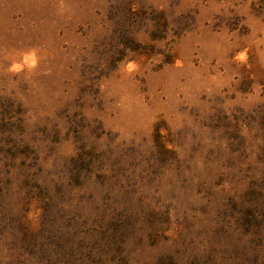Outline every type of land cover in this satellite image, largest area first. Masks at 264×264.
I'll list each match as a JSON object with an SVG mask.
<instances>
[{"label": "rangeland", "instance_id": "rangeland-1", "mask_svg": "<svg viewBox=\"0 0 264 264\" xmlns=\"http://www.w3.org/2000/svg\"><path fill=\"white\" fill-rule=\"evenodd\" d=\"M0 264H264V0H0Z\"/></svg>", "mask_w": 264, "mask_h": 264}, {"label": "clouds", "instance_id": "clouds-1", "mask_svg": "<svg viewBox=\"0 0 264 264\" xmlns=\"http://www.w3.org/2000/svg\"><path fill=\"white\" fill-rule=\"evenodd\" d=\"M39 57L35 49L29 50L22 54L20 62H13L10 65L9 70L13 72L23 71L25 69L31 71L38 66ZM135 66L129 65V70H132Z\"/></svg>", "mask_w": 264, "mask_h": 264}]
</instances>
